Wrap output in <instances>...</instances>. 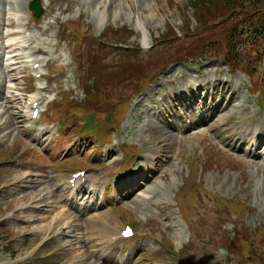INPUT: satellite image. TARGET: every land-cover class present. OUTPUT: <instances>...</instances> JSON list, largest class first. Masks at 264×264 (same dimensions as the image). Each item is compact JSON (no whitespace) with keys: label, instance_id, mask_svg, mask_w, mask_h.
Instances as JSON below:
<instances>
[{"label":"rangeland","instance_id":"rangeland-1","mask_svg":"<svg viewBox=\"0 0 264 264\" xmlns=\"http://www.w3.org/2000/svg\"><path fill=\"white\" fill-rule=\"evenodd\" d=\"M2 1L0 36H14L0 38V263L264 264V114L247 86L249 82L251 91L260 89L264 100V70L255 56L248 59L247 82L243 74L229 73L218 61L206 59L217 51L198 47L208 33L212 40H220L232 26L234 39L248 32L239 23L247 20L251 26L257 14L248 17V13L254 10L245 8L225 17L217 10L210 17L211 25L201 28L196 26L195 15L185 9L188 0H144L142 4L131 0L129 6L120 0L111 8L109 0L100 4L41 0L44 11L36 25L28 10L32 0ZM249 1L264 8V0ZM8 18L10 29L5 26ZM66 27L74 34H68ZM180 29L185 34L177 37ZM98 39L108 43L100 45ZM12 40L18 41L16 53L23 60L29 54L37 58L38 68L26 69L30 64H25L19 74L20 69L9 73L14 81H8L5 47ZM153 40L157 43L150 50ZM25 41L30 44L27 50L23 48ZM259 51H264L262 41ZM249 54L246 47L240 57L244 60ZM176 59L181 62L173 65ZM111 63L115 65L109 66ZM98 67L103 68V81L97 79ZM111 69L129 78L117 74L106 82ZM87 75L96 77L88 84ZM192 78L204 89L189 91ZM132 79H137L135 88L140 90L149 85L139 97L131 96L132 82L125 83ZM46 86L39 92L43 98L37 106L40 117L33 124L43 127V140L48 144L43 153L42 145L28 140L32 136L25 127L34 122L26 116L35 96L31 94ZM7 87L15 92L10 91L9 98L3 100ZM166 89L185 93L184 98L178 95V100L186 104L193 99L203 102L206 109L216 106L215 113L206 111L211 119L200 125L195 120L203 111L199 104L196 114L193 110L189 119L186 116L188 124L178 125L175 120L171 126L165 118L174 119L172 109H186L172 98L163 100L160 94L172 93ZM115 95L120 98V112L110 107ZM150 97L154 101L148 104ZM228 102L229 108L220 109ZM127 107L130 111L125 117ZM100 108L104 110L97 111ZM91 110L97 115L86 117L101 131L105 129L99 137L84 123ZM12 112L13 120L9 117ZM106 113H113L108 123L102 117L106 118ZM116 122L118 126L111 127ZM166 125L172 127L167 140L152 130L153 126ZM59 146L61 151L56 154ZM128 146L137 157L129 155ZM146 158L157 164L153 174L145 175L155 176V181L144 184L141 190L149 189V202L136 206L132 204L135 196L128 199L130 204L127 199L116 202L113 195L119 188L118 179L135 175L133 171L141 169ZM79 169L85 170L86 176L100 177L106 187L104 208L77 214L82 222L91 223L79 228L89 241L77 244L72 235L36 231L30 221L46 216L49 199L44 190L55 186L54 193L61 192ZM123 170L131 173L124 177ZM116 171L121 174H114ZM37 180L45 183L36 185ZM96 213L105 214L106 223V218H97ZM31 216L35 217L30 220ZM89 218L95 220L90 222ZM126 225L132 226L134 237L109 240ZM41 241H45L42 246L38 245ZM93 245L97 253L91 256L87 247Z\"/></svg>","mask_w":264,"mask_h":264},{"label":"bare ground","instance_id":"bare-ground-1","mask_svg":"<svg viewBox=\"0 0 264 264\" xmlns=\"http://www.w3.org/2000/svg\"><path fill=\"white\" fill-rule=\"evenodd\" d=\"M119 1L120 0H115V1L109 0L108 1L109 2L108 7H110V8L113 7L116 4V2L120 3ZM122 1L129 6V1H131V0H122ZM132 1L134 3L137 2L136 4H139V3L142 4V2L144 0H132ZM1 2H3V1L1 0ZM88 2H89V4H94V3L100 4L101 0H90ZM7 21H8V24L7 25L4 24V25L7 27H12V22H11L10 18H8ZM3 35L4 34H2L0 36V38H4L6 40L11 39V37L14 36V34H10V33L5 34L4 36ZM23 44H24L23 48L25 50H27L29 48V45H30L29 41H25ZM18 46H19L18 41L12 40L5 47V49L7 50L8 57H7V63L4 66V73H5V78L8 79V81H11V80L14 81V76H11V78H10L8 76L9 73H12V72L14 73L18 69H20L17 72L19 74L20 71L23 68H25L24 67L25 64H32L33 65L36 63V61L31 59L30 54L28 57H26L25 60H23L24 57H20L22 55L19 56L18 53H16ZM18 50H19V48H18ZM35 51H39V49L35 48ZM20 54H21V52H20ZM20 59H21V61H20ZM12 74H10V75H12ZM18 74L15 75V79H17L16 77L18 76ZM200 88H204V86L202 85ZM6 89H7L6 90L7 91L6 97L1 98L3 100L9 98L8 94L10 93V91L14 90V92H15V89H13V88L7 87ZM14 94L15 93L12 92V95H14ZM11 100L13 101L14 99L12 98ZM40 100H41L40 97H38L36 95L32 96V98L30 99L31 107L28 104L29 110L32 109L33 104H35L37 101H40ZM5 103L7 104V102H5ZM230 106H231V104H229V102H228L225 105H223L220 109L225 110V109L229 108ZM33 111L34 110H32L31 112L27 111V115L30 114V116H31ZM216 113H218V112H216ZM12 114H13V112H12ZM12 114H9V117L13 120V119H15V118H13V116H15V115L14 114L12 115ZM206 121L209 122V120H206ZM171 129H172V127H169L167 125L166 126H153V128H152L153 132L160 135L161 138H163V139H166V138L170 139L171 138V136H169V133H170L169 131H171ZM41 138H42V136L39 138V140ZM148 160L149 159L146 158L143 161V164L141 165L142 168L139 169L138 172L136 171L135 175L128 176L125 179H121V180H126L127 184L123 188L121 187L122 193H121L120 197H115V198H124L125 200L127 199L128 203L130 204V200H128V199L135 196L137 200H134V201H132L133 203L132 202L131 203L136 205V206L141 205V202H143V201L149 202V198L147 197L148 194H151V193H149V189L145 188V190H144L145 192H142L143 191L142 189H143L144 184L149 182L148 183V185H149L155 181L154 180L155 176L145 177V175H147L148 173L153 174L154 173L153 171L157 170V164L153 163L151 160H149V161ZM155 173H157V172H155ZM35 176L39 177V175H35ZM121 180H119V181H121ZM37 181L38 182L34 183V184L37 185V184H44L45 183L42 180L41 181L37 180ZM96 181H97V177L95 175H93L91 177L86 176L85 178H77L73 181L72 189L69 192L63 191L65 189L62 188V191L60 190L61 192L54 193L55 192L54 188H50V187L48 188L47 187V189L44 190L45 196L47 197V199H49V204L46 205V208H47L46 214H44L46 216L41 220L35 219L34 218L35 216L30 217V220H32L34 218L32 221H30L31 223H33L34 229L38 232L47 230V231L54 232V234L55 233L56 234H63L64 236H67V237L72 235V238L78 242L77 244H79V242L87 243L89 241V237L88 238L84 237L83 232L79 228H81L82 226L84 227L85 224L90 225L91 223H88L86 221L82 222L80 218L78 219L79 216L77 214H79L81 211L84 212V211L90 210V209L95 210V209H97V205L99 203H102V200H101L102 192L97 190L98 187H101V186H98ZM139 181H141L140 184L142 185V187L140 185L141 188L136 193L134 190H135L136 185ZM80 190H84V194H83L84 196L82 197V199L80 198L81 197V191ZM95 190H97V191H95ZM137 190H138V188H137ZM146 190L148 191L147 193H146ZM96 196H98L99 202L98 201L96 202ZM148 202H145V203H148ZM143 205L141 206V209L143 208ZM44 212H45V210H44ZM104 212H106V211H104ZM72 214H73V216H72ZM98 214L99 213H96L94 215H97V218L98 217L106 218L104 221V223H106L107 217L105 216V214H100V215H98ZM94 220H95V218H89L90 222H93ZM73 227H74V230H73ZM70 228H71V231H70ZM117 233H119V238H122L120 235L121 231L120 232L117 231L116 234ZM86 234L87 233H85V235ZM114 239L115 238H111V240H114ZM94 249H95V245L90 246L89 248L87 247V250L89 251L91 256L96 255V253H97L96 250H94ZM0 264H3V262Z\"/></svg>","mask_w":264,"mask_h":264},{"label":"trees","instance_id":"trees-1","mask_svg":"<svg viewBox=\"0 0 264 264\" xmlns=\"http://www.w3.org/2000/svg\"><path fill=\"white\" fill-rule=\"evenodd\" d=\"M257 6H253V3H250L249 0H188V4L186 6V10L190 9L196 13V19L199 24V27L205 28L208 25H211L212 20L210 17H213L216 12L219 11L221 13V17H225L228 14L233 12H241L245 8H250L254 11L248 13V17L252 13H256L255 20L251 26H247V20H243V22L239 23L241 28L246 27L250 30V32L243 34L244 43H249L256 47V50H253L251 54H249V59L255 56L259 63L262 64L264 68V51L261 52L258 50V43L261 44L263 42L264 46V8L259 6V2L254 3ZM201 11V14L198 11ZM217 14V13H216ZM243 19V17H240ZM233 26L225 30L223 33V37L220 40H212L211 34H207V36L198 43L199 48H203L204 46L210 47L212 51L215 44L222 48L221 58L225 63H231L232 66L237 68H244L245 71L247 67H250L246 61L239 59V48L237 40L241 38L239 35L236 39L233 38ZM231 38V41L228 39ZM260 53V54H259Z\"/></svg>","mask_w":264,"mask_h":264},{"label":"water","instance_id":"water-1","mask_svg":"<svg viewBox=\"0 0 264 264\" xmlns=\"http://www.w3.org/2000/svg\"><path fill=\"white\" fill-rule=\"evenodd\" d=\"M32 8L33 9H36L37 13H36V16H39L40 15V10L38 7H35L34 5H32Z\"/></svg>","mask_w":264,"mask_h":264},{"label":"snow or ice","instance_id":"snow-or-ice-1","mask_svg":"<svg viewBox=\"0 0 264 264\" xmlns=\"http://www.w3.org/2000/svg\"><path fill=\"white\" fill-rule=\"evenodd\" d=\"M126 234H130V233H126Z\"/></svg>","mask_w":264,"mask_h":264}]
</instances>
